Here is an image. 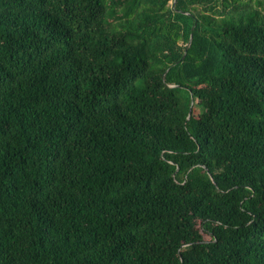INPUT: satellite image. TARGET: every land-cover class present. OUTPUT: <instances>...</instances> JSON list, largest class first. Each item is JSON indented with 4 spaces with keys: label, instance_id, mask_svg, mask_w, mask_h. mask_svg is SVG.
Wrapping results in <instances>:
<instances>
[{
    "label": "trees",
    "instance_id": "16d2710c",
    "mask_svg": "<svg viewBox=\"0 0 264 264\" xmlns=\"http://www.w3.org/2000/svg\"><path fill=\"white\" fill-rule=\"evenodd\" d=\"M262 5L0 0V264H264Z\"/></svg>",
    "mask_w": 264,
    "mask_h": 264
},
{
    "label": "rangeland",
    "instance_id": "374dc122",
    "mask_svg": "<svg viewBox=\"0 0 264 264\" xmlns=\"http://www.w3.org/2000/svg\"><path fill=\"white\" fill-rule=\"evenodd\" d=\"M260 0H254V3L256 4V3H258ZM262 1V3H263V7H264V0H261ZM193 113L195 114V115H197L198 113H199V110L197 109V108H193Z\"/></svg>",
    "mask_w": 264,
    "mask_h": 264
},
{
    "label": "water",
    "instance_id": "95a60500",
    "mask_svg": "<svg viewBox=\"0 0 264 264\" xmlns=\"http://www.w3.org/2000/svg\"><path fill=\"white\" fill-rule=\"evenodd\" d=\"M191 39H192V36L190 37V41L188 43V46H190ZM191 114H192V108H190V110H189L188 118L191 116Z\"/></svg>",
    "mask_w": 264,
    "mask_h": 264
}]
</instances>
